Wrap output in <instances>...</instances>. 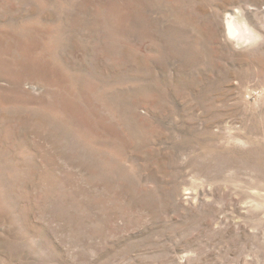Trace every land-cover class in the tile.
Returning a JSON list of instances; mask_svg holds the SVG:
<instances>
[{"label": "rangeland", "instance_id": "374dc122", "mask_svg": "<svg viewBox=\"0 0 264 264\" xmlns=\"http://www.w3.org/2000/svg\"><path fill=\"white\" fill-rule=\"evenodd\" d=\"M0 264H264V0H0Z\"/></svg>", "mask_w": 264, "mask_h": 264}, {"label": "bare ground", "instance_id": "6f19581e", "mask_svg": "<svg viewBox=\"0 0 264 264\" xmlns=\"http://www.w3.org/2000/svg\"><path fill=\"white\" fill-rule=\"evenodd\" d=\"M227 26L230 29L231 35L236 36L238 30L236 28V15L233 14H227L225 16Z\"/></svg>", "mask_w": 264, "mask_h": 264}]
</instances>
